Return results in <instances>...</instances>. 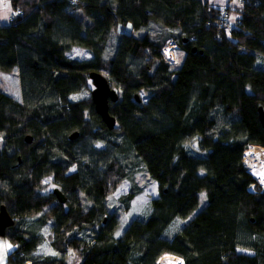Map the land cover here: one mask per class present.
<instances>
[{
	"label": "trees",
	"instance_id": "16d2710c",
	"mask_svg": "<svg viewBox=\"0 0 264 264\" xmlns=\"http://www.w3.org/2000/svg\"><path fill=\"white\" fill-rule=\"evenodd\" d=\"M239 2L227 39L218 30L227 7L207 0H11L17 18L0 26V72L18 69L22 101L0 89V207L15 219L6 236L17 245L6 264H67L69 250L79 264H158L164 254L183 264H264V189L243 162L251 145L264 147V0ZM151 24L161 31L120 32L105 57L114 28ZM171 38L184 52L177 67L161 52ZM74 47L91 57L69 58ZM102 70L120 97L110 105L113 130L92 100L89 74ZM127 162L148 173L158 196L117 237L107 198ZM48 176L65 204L40 195ZM202 192L206 205L170 237ZM136 194L123 196L127 210ZM47 225L56 254L39 257Z\"/></svg>",
	"mask_w": 264,
	"mask_h": 264
},
{
	"label": "rangeland",
	"instance_id": "374dc122",
	"mask_svg": "<svg viewBox=\"0 0 264 264\" xmlns=\"http://www.w3.org/2000/svg\"><path fill=\"white\" fill-rule=\"evenodd\" d=\"M209 2H210L209 3L210 6L222 9L225 8L224 5L227 2H231V0H209ZM0 6L3 9L0 12V16H5V14H8L10 16L13 13L11 0H0ZM238 16L239 13L233 11L232 21L235 22ZM6 23L8 24L9 21L7 20ZM158 31L161 30L156 24H151L147 27L142 28L139 31H133L130 25L119 26L118 28H114L111 32V38L105 53V57L110 58L113 55L115 47L118 42V37L120 32L133 33L136 37H141L146 33H150L153 35ZM67 56L71 59H81V58H90L91 54L88 51V49L81 47H74L67 53ZM178 56H179L178 64L171 67L179 66V64L182 61V58L184 57V52H181V50H179ZM102 73L105 74L106 76L109 75V72L106 70H102ZM90 84L93 87L91 80H90ZM0 89L5 93H7L8 95L15 98L17 101H22V93H21L18 69H14L11 72H2V71L0 72ZM140 97L142 98L143 101L148 100V96L143 92H141ZM2 144H3V136L1 135L0 147L2 146ZM196 148H197V142L189 143V149L191 152L196 153L197 150ZM243 162L247 171L253 176L252 172H250L251 170L248 164H246L247 162L245 161V156ZM131 166H133L132 162L126 163L127 169H124L122 171V174H124L122 178H118L119 172H115V176L112 178L113 182L111 184L114 185V183L117 181L118 185L115 188V190L111 193L109 198H107L108 210L110 211L111 214H115L120 219V225L116 231L117 237H120L122 235L124 229L132 219L148 217L152 210L150 201L158 196L157 183L151 180V178L149 177L148 173L145 170L138 168L136 169V171H134L133 168L132 169L130 168ZM74 171H75V166L71 167L68 173H72ZM253 178L257 181L258 186L262 188L261 190H263L264 185L260 181H258L254 176ZM56 187L58 186L54 183L53 177L48 176L43 180L42 189H40L39 191L40 195L42 196L49 195L53 192V190ZM251 187L252 190L257 189L256 185H252ZM132 191L137 192V194L131 200L129 208L127 210L126 208L128 206V202L123 196L129 194ZM81 199L85 201L82 195H81ZM205 205H206V196L205 193L202 192L200 193L199 208L188 219L186 220L178 219L177 221H175V223L169 228L168 235L172 237L184 224H186L192 217H194L200 210H202V208ZM40 215L41 214H39V216ZM48 225H51V222L48 223ZM48 225L41 230V232L44 235V241H42L40 247L35 253L39 257L52 256V255L54 256L56 254L51 246V242L53 241V233L50 231V227ZM16 248L17 245L14 242H12L9 237L7 236L0 237V264H6L9 254L12 253ZM244 251L248 252L247 250ZM66 262L67 264L80 263L79 259L75 256L72 250H69L68 256L66 258ZM158 264H167V263L161 261L160 258Z\"/></svg>",
	"mask_w": 264,
	"mask_h": 264
},
{
	"label": "water",
	"instance_id": "95a60500",
	"mask_svg": "<svg viewBox=\"0 0 264 264\" xmlns=\"http://www.w3.org/2000/svg\"><path fill=\"white\" fill-rule=\"evenodd\" d=\"M193 51L195 52L196 49L194 48ZM89 78L94 87L92 89V100L95 106V111L101 117L107 128L113 130L116 128L117 120L110 113V105L118 102L120 98L119 93L111 86L108 78L103 73L93 71L89 74ZM136 98L140 100L138 96ZM258 111L259 119L264 129V107L260 106ZM78 135V132H75L70 136V138L74 139ZM25 140L29 144L33 142V138L31 136H27ZM52 193L61 204L66 203L67 198L59 187H56ZM15 223V219L10 214L6 206L2 205L0 207V237H5L7 235V229L13 227Z\"/></svg>",
	"mask_w": 264,
	"mask_h": 264
},
{
	"label": "built area",
	"instance_id": "2783aa9c",
	"mask_svg": "<svg viewBox=\"0 0 264 264\" xmlns=\"http://www.w3.org/2000/svg\"><path fill=\"white\" fill-rule=\"evenodd\" d=\"M243 1V0H241ZM234 11L233 8L231 7H227L223 10L222 13V17L221 20L219 21V33L229 39L232 36V29L234 26V23L232 21V12ZM17 18V14L15 12H13L10 16H9V23H13L15 21V19ZM180 47L178 42L175 39H168L166 44L163 46L162 48V55L164 56V59L166 60V62L170 65V66H175L178 64V53H179ZM173 52V53H171ZM252 187L249 188L250 191H254L251 189ZM27 264H31L30 262H27Z\"/></svg>",
	"mask_w": 264,
	"mask_h": 264
},
{
	"label": "bare ground",
	"instance_id": "6f19581e",
	"mask_svg": "<svg viewBox=\"0 0 264 264\" xmlns=\"http://www.w3.org/2000/svg\"><path fill=\"white\" fill-rule=\"evenodd\" d=\"M173 53V52H171ZM245 161L247 162L250 172L253 176L264 185V147L251 145L244 152ZM161 261L167 264H182V259L176 255L164 254Z\"/></svg>",
	"mask_w": 264,
	"mask_h": 264
},
{
	"label": "crops",
	"instance_id": "0c3cea01",
	"mask_svg": "<svg viewBox=\"0 0 264 264\" xmlns=\"http://www.w3.org/2000/svg\"><path fill=\"white\" fill-rule=\"evenodd\" d=\"M208 1V3H210L209 2V0H207ZM240 0H231V2H227L225 5H224V7H231V8H233L234 9V12H236L235 11V9L236 8H239L240 7V2H239ZM3 9L1 8V6H0V12L2 11ZM11 13V12H10ZM8 17H9V15L8 14H5V16H0V26H8V24L6 23V21L8 20Z\"/></svg>",
	"mask_w": 264,
	"mask_h": 264
}]
</instances>
